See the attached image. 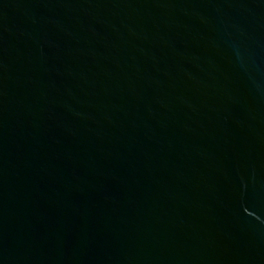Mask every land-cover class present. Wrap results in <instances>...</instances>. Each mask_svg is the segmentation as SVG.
<instances>
[{
    "label": "water",
    "instance_id": "water-1",
    "mask_svg": "<svg viewBox=\"0 0 264 264\" xmlns=\"http://www.w3.org/2000/svg\"><path fill=\"white\" fill-rule=\"evenodd\" d=\"M0 264H264V0H0Z\"/></svg>",
    "mask_w": 264,
    "mask_h": 264
}]
</instances>
